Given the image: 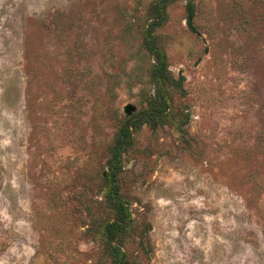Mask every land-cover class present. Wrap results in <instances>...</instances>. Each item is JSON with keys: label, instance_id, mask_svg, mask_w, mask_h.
I'll list each match as a JSON object with an SVG mask.
<instances>
[{"label": "rangeland", "instance_id": "374dc122", "mask_svg": "<svg viewBox=\"0 0 264 264\" xmlns=\"http://www.w3.org/2000/svg\"><path fill=\"white\" fill-rule=\"evenodd\" d=\"M0 264H264V0H0Z\"/></svg>", "mask_w": 264, "mask_h": 264}, {"label": "trees", "instance_id": "16d2710c", "mask_svg": "<svg viewBox=\"0 0 264 264\" xmlns=\"http://www.w3.org/2000/svg\"><path fill=\"white\" fill-rule=\"evenodd\" d=\"M192 18H193V10L189 7L188 23H189V25L191 27H192ZM127 130H128V128H127ZM125 227L126 226H125V223H124V219H119L117 221L109 222L105 226L106 237L108 238V240H110L113 233H116L117 231H120V230H122Z\"/></svg>", "mask_w": 264, "mask_h": 264}]
</instances>
